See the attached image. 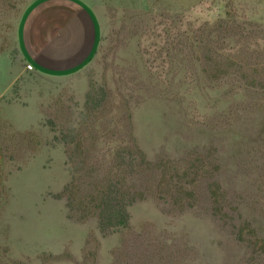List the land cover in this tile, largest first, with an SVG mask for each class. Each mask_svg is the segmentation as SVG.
Returning a JSON list of instances; mask_svg holds the SVG:
<instances>
[{
  "label": "rangeland",
  "instance_id": "1",
  "mask_svg": "<svg viewBox=\"0 0 264 264\" xmlns=\"http://www.w3.org/2000/svg\"><path fill=\"white\" fill-rule=\"evenodd\" d=\"M43 1L0 0V264H264V0H77L68 73L28 59Z\"/></svg>",
  "mask_w": 264,
  "mask_h": 264
},
{
  "label": "crops",
  "instance_id": "2",
  "mask_svg": "<svg viewBox=\"0 0 264 264\" xmlns=\"http://www.w3.org/2000/svg\"><path fill=\"white\" fill-rule=\"evenodd\" d=\"M88 7L77 0H44L24 25L28 59L42 70L68 73L93 54L99 32Z\"/></svg>",
  "mask_w": 264,
  "mask_h": 264
},
{
  "label": "trees",
  "instance_id": "3",
  "mask_svg": "<svg viewBox=\"0 0 264 264\" xmlns=\"http://www.w3.org/2000/svg\"><path fill=\"white\" fill-rule=\"evenodd\" d=\"M71 188L76 185H70ZM116 189V191H115ZM67 191V190H66ZM68 192V191H67ZM72 191L70 192L72 194ZM120 190L117 188V184L110 183V185L106 187L100 188L98 190L99 196L93 197L92 201H89V203H94L95 208L97 210L96 213L99 214V223L103 230L108 229L109 227H118L122 225H126L127 221L129 220V214L127 211V206L131 205L133 202H135V197L132 198L130 202H126L127 198L123 200V202L118 203L117 206H113L112 203H114L113 195L119 194ZM127 195V194H126ZM74 201V199H73ZM81 204L80 210L81 212H84L86 206L85 202H79ZM84 203V205H83ZM122 203V205H120ZM73 207L72 205H70ZM108 212V216L105 215ZM107 222V223H106Z\"/></svg>",
  "mask_w": 264,
  "mask_h": 264
},
{
  "label": "built area",
  "instance_id": "4",
  "mask_svg": "<svg viewBox=\"0 0 264 264\" xmlns=\"http://www.w3.org/2000/svg\"><path fill=\"white\" fill-rule=\"evenodd\" d=\"M28 69H29L30 71H32V70H33V67H32L31 65H28Z\"/></svg>",
  "mask_w": 264,
  "mask_h": 264
}]
</instances>
